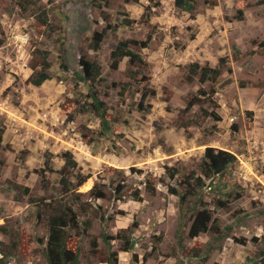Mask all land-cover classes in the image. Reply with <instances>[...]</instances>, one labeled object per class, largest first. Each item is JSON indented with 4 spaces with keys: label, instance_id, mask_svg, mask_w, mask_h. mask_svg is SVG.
<instances>
[{
    "label": "rangeland",
    "instance_id": "1",
    "mask_svg": "<svg viewBox=\"0 0 264 264\" xmlns=\"http://www.w3.org/2000/svg\"><path fill=\"white\" fill-rule=\"evenodd\" d=\"M30 1L35 4L24 11L17 0H0V226L16 236L47 237V224L30 198L62 196L58 176L50 175L45 187L40 171L47 155L61 170L69 151L78 161L71 180L91 176L78 192L97 185L108 194L104 200L82 199L87 212L80 221L90 219L92 227L80 231L78 264H109L104 260L114 252L119 264H262L264 59L258 50L264 41V0H188L185 9L175 0ZM241 1L248 5L242 21L234 19ZM42 12L49 16L43 29ZM107 27L94 50L93 34ZM122 40L143 55L145 67L135 68L128 59L112 67L111 52ZM41 52L49 54L51 79L34 87L30 80L42 65ZM83 54L102 67L93 85L81 80ZM223 58L228 65L216 93L211 84L188 79L189 65L217 67ZM134 70L147 78L140 85L131 79ZM93 92L112 117L109 138L94 133L101 123L93 112L78 111L71 122L62 115L66 102H91ZM208 148L232 153L239 165L206 179L201 167ZM152 176L155 193L147 188ZM191 176L202 178L203 186L188 184ZM7 180L29 188L30 195L19 196ZM118 185L122 198L115 201ZM136 191L141 202L131 197ZM203 206L219 231L190 239ZM93 238L98 255L91 254ZM127 240L134 249L123 252ZM10 242L0 233V250ZM35 246L30 260L0 254V264H45L44 247Z\"/></svg>",
    "mask_w": 264,
    "mask_h": 264
},
{
    "label": "trees",
    "instance_id": "2",
    "mask_svg": "<svg viewBox=\"0 0 264 264\" xmlns=\"http://www.w3.org/2000/svg\"><path fill=\"white\" fill-rule=\"evenodd\" d=\"M138 1V0H133ZM154 2V0H148ZM18 5L21 9L26 11L30 6L34 5L35 2L30 0H17ZM188 0H175V5L178 8H187ZM248 5L241 1L237 8L234 19L244 20L245 10ZM192 6H189V10ZM49 16L47 12H42L38 18L39 25L41 29L49 26L48 24ZM124 22L127 25L131 24V21L125 18ZM111 29V28H110ZM109 32V27L103 29L101 32H95L92 37V48L98 50L103 43ZM131 42L122 40L119 41L114 50L111 52L112 67L116 68L124 60L128 59L130 64L135 68H142L146 66V62L141 53L133 50L131 48ZM148 42L142 44V47H147ZM258 54L264 59V41L259 44ZM42 55V65L35 76L30 80L34 87H40L46 81L51 79L49 70L51 69V64L48 61L49 54L47 52H41ZM228 61L226 58L220 60L217 67H210L208 65H201L199 63H193L189 65L188 68V79L194 80L199 79L201 84L209 83L212 85V94L217 92V85L220 77L227 69ZM79 67L81 70V80L83 83H91L93 85L95 82L100 81L102 77V67L99 63L95 61H90L86 55H81L79 59ZM131 79L133 83L140 85L147 78L141 74L139 70H134L132 72ZM84 84V85H85ZM148 94L144 93L143 100L148 98ZM91 102L85 101L80 102H66L62 107V115H66L68 121H74L75 116L78 111L84 113L93 112L96 117L99 118L101 126L94 133L98 134V138H109L110 135L114 134V128L112 127V117L108 114L104 103L101 102L96 94L90 96ZM193 103H189L187 109H191ZM2 141H3V131L0 133V166L1 161V151H2ZM64 167L61 170H56L52 163V159L49 155L46 156L45 167L40 171V177L42 182L49 185L50 175L58 176V185L61 188L62 196L59 198L49 197L40 200H35L30 198L31 203L35 204L38 210V216H42L48 227V235L46 238H39L34 240L32 237L22 233L21 235H14L10 233V230L0 226V233L8 234L10 236L11 242L9 245H5L1 250L0 254L2 259L8 256H26L27 260L31 259V256L37 251L35 243H40L44 247L43 256L45 259V264H78L81 254V239L80 231L82 230L86 233L92 227V220L86 219L83 223L80 221V214H86V205L83 202V197H90L94 200H104L108 198L107 191L102 187L94 185V187L87 193L78 192L79 189L91 178L90 175L76 176V183L71 180V172L76 170L78 167V161L72 152H65L63 155ZM239 165V161L235 155L228 151L208 148L203 156L202 163V174L203 176L210 180L218 178L224 175L228 170H234ZM175 173L171 174V178L175 177ZM194 181L200 188L203 186L202 178H194L191 176L187 183L191 185L190 181ZM9 188L16 192L19 196H29L30 189L27 187L19 186L13 181L7 180ZM157 186V179L155 177H150L147 181V188L151 193H155ZM172 194L177 195V191L172 189ZM113 195L115 201H120L122 198L121 186H116L113 189ZM180 196V195H179ZM135 201L141 202L142 198L138 191L134 192L131 196ZM181 200L184 201L185 197L180 196ZM74 200V201H72ZM88 204V203H87ZM78 207V209H77ZM213 216L209 212L208 208L203 206L202 209L197 210L195 219L189 230V238L195 239L201 234L207 233L210 230L215 232L219 231V226L213 224ZM134 227L137 223L133 224ZM107 241V237H105ZM91 254L98 255V242L96 238L91 240ZM4 245V244H2ZM134 249V242L127 240L125 245L121 248L123 252H130ZM202 253V248H194L193 255L196 258H200ZM259 258L264 264V251L260 253ZM109 264H119V257L116 252L109 255L107 260H104Z\"/></svg>",
    "mask_w": 264,
    "mask_h": 264
}]
</instances>
